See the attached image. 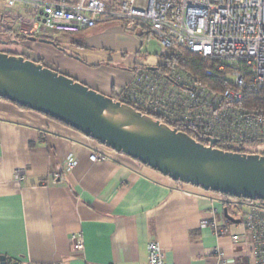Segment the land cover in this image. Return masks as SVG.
<instances>
[{
	"label": "crops",
	"instance_id": "0c3cea01",
	"mask_svg": "<svg viewBox=\"0 0 264 264\" xmlns=\"http://www.w3.org/2000/svg\"><path fill=\"white\" fill-rule=\"evenodd\" d=\"M139 34L110 22L58 34L59 47L27 38L28 43L3 44L1 51L42 59L117 99L142 66L140 54H151L144 46L148 36ZM151 57L146 60L153 64ZM92 153L106 159L92 162ZM69 154L76 163L63 172ZM17 169L24 171L21 181L13 179ZM188 186L0 98V256L19 264H147V244L156 241L164 264H225L217 247L231 264H256L242 220L252 207L264 210V203H235ZM227 202L240 222L223 216ZM212 207L227 229L218 239L209 227L199 226L211 217ZM72 234L81 235L82 250L71 251Z\"/></svg>",
	"mask_w": 264,
	"mask_h": 264
},
{
	"label": "built area",
	"instance_id": "2783aa9c",
	"mask_svg": "<svg viewBox=\"0 0 264 264\" xmlns=\"http://www.w3.org/2000/svg\"><path fill=\"white\" fill-rule=\"evenodd\" d=\"M110 22H122L153 38L159 55L196 54L208 65L206 77L222 78L230 85L211 93L176 67L162 72L140 66L121 94L123 99L176 131L194 136L216 139L226 132H263L264 119L241 113L238 104L245 88L264 86V0H0L1 29L15 30L27 38L74 34ZM105 159L101 153L89 155L92 162ZM75 163L69 154L62 171L68 172ZM23 177L22 169L14 171L15 181ZM210 214L199 226L209 227L218 239L227 229L216 221L213 207ZM242 223L251 233L253 259L264 264V210L250 208ZM233 239L236 243L237 237ZM82 249L81 235L72 234L71 251ZM146 250L147 264H164L158 242H149ZM215 252L220 261L231 264L218 247Z\"/></svg>",
	"mask_w": 264,
	"mask_h": 264
},
{
	"label": "water",
	"instance_id": "95a60500",
	"mask_svg": "<svg viewBox=\"0 0 264 264\" xmlns=\"http://www.w3.org/2000/svg\"><path fill=\"white\" fill-rule=\"evenodd\" d=\"M28 40L53 44L34 37ZM0 98L54 119L174 182L231 198L264 201V155L221 150L213 146L215 138H206L207 145L200 143L21 55L0 51ZM223 216L240 222L227 208ZM8 260L0 256V264Z\"/></svg>",
	"mask_w": 264,
	"mask_h": 264
},
{
	"label": "trees",
	"instance_id": "16d2710c",
	"mask_svg": "<svg viewBox=\"0 0 264 264\" xmlns=\"http://www.w3.org/2000/svg\"><path fill=\"white\" fill-rule=\"evenodd\" d=\"M133 30H136L133 28ZM140 37L148 36L146 34H143L140 32ZM8 39L9 41L7 44L10 43H18L23 39H26L27 37L18 34L15 30H3L0 27V39ZM12 39V40H11ZM39 39H46L49 41H52L53 44L56 47H59V43L56 37H49L44 38L41 37ZM11 54V53H8ZM158 57L161 58V62H157L156 65L153 66L154 70H159L162 72H170L173 68H178L181 70V72H187L189 73L191 79L198 83L205 88L208 89L211 93H220L223 90L230 87L229 83L225 80L216 79L212 77H206L204 75V69L208 66L205 64L196 54L193 53H185L181 57H166L163 55H159ZM27 58V57H24ZM28 59V58H27ZM36 62L43 64L44 66H47L53 70H56L60 72L58 69L44 64L42 59L36 60ZM143 67V66H141ZM144 68V67H143ZM145 69V68H144ZM61 73V72H60ZM114 99V98H113ZM115 100H119L122 103H125L132 108L151 116L152 118L159 120L161 123L168 124L166 121L160 119L158 116L151 115L150 113L144 112L139 108L134 102L127 101L123 99L120 95V98H117ZM20 107V106H19ZM239 110L243 114H250L254 115L257 118L264 119V86L259 88H245L242 92V99L240 103L238 104ZM23 108V107H21ZM27 109V108H25ZM54 120V119H53ZM56 121V120H55ZM62 124V123H61ZM64 125V124H63ZM66 126V125H65ZM188 134V133H187ZM196 141L203 143L206 145V136H194L192 134H188ZM217 142L213 144L214 147L219 148L224 151H230V152H237V153H251L247 151V147L252 146L253 144H263L264 143V130L261 134H235V133H223L216 136ZM261 155H264V151L260 153ZM181 184V183H179ZM225 199H229L230 201H233L235 203L239 202H245V203H251L250 200L245 199H236L231 198L229 196L221 195ZM256 203H264V201H253ZM225 206L227 207L228 213L230 216H234V214L229 210V203H225Z\"/></svg>",
	"mask_w": 264,
	"mask_h": 264
},
{
	"label": "rangeland",
	"instance_id": "374dc122",
	"mask_svg": "<svg viewBox=\"0 0 264 264\" xmlns=\"http://www.w3.org/2000/svg\"><path fill=\"white\" fill-rule=\"evenodd\" d=\"M112 23H118V22H112ZM26 39L21 40L20 42H18V44L28 43L29 41H27ZM0 40L1 41H6V42L9 41L8 39H4V37L2 39H0ZM144 46H145L146 49L151 51V54L149 56H147V58L143 57V55H142L143 52L138 57V61L141 63V65L144 68L152 67V66L156 65L157 62H161L162 61L161 58L158 57L159 53L157 52V49H159V46H158V44L156 43V41L153 38L148 37L147 39H145ZM4 48L5 47L3 46V44L0 43V51L3 50ZM150 57L154 59V63L153 64H151L149 61H147V60H149ZM93 90H95V89H93ZM101 94H103V93H101ZM103 95L107 96L106 94H103ZM247 151H249L251 153L260 154L261 152L264 151V143L263 144H253L252 146L247 147ZM183 185L187 186L186 184H183ZM188 187H191V186L189 185ZM209 193L212 194V195H215V196H219L217 193H213V192H209Z\"/></svg>",
	"mask_w": 264,
	"mask_h": 264
},
{
	"label": "bare ground",
	"instance_id": "6f19581e",
	"mask_svg": "<svg viewBox=\"0 0 264 264\" xmlns=\"http://www.w3.org/2000/svg\"><path fill=\"white\" fill-rule=\"evenodd\" d=\"M106 115V113H104Z\"/></svg>",
	"mask_w": 264,
	"mask_h": 264
}]
</instances>
